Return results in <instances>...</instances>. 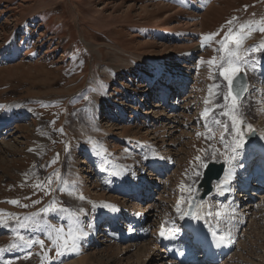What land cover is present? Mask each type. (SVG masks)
Instances as JSON below:
<instances>
[{
    "label": "rangeland",
    "instance_id": "obj_1",
    "mask_svg": "<svg viewBox=\"0 0 264 264\" xmlns=\"http://www.w3.org/2000/svg\"><path fill=\"white\" fill-rule=\"evenodd\" d=\"M262 27L264 0H0V118L8 121L0 129V264H49L72 249L71 242L64 246L60 239L69 232H101L107 220H98L97 212L99 204L110 205L109 200L127 203L133 216L145 207L143 222L152 237L158 221L174 231L175 208L196 192L206 164L223 159L233 166L231 152L245 140L241 130L247 123L242 119L264 128V91L256 89L258 80L264 85ZM213 33L217 35L203 40ZM229 51L238 52L234 66L246 75L248 86H256L250 102L243 96L235 105L231 98L225 100L228 82L220 66H228ZM181 59L189 68L180 71L191 79L181 94L168 99L179 101L180 107L156 101L155 89L156 95L143 94L146 80H140L137 71L148 73L158 61L175 65ZM131 90L133 98L128 96ZM115 95L119 98L112 100ZM205 101L208 108L202 110ZM135 106L140 111L135 113ZM206 115L214 125L210 140L203 132ZM233 116L238 123L230 132L238 146L228 152L218 137ZM139 142L155 152L158 148L164 156L156 154L165 157L167 166L148 176L156 178L150 181L149 199L127 201L120 193L123 185L106 173L115 176L121 165L134 182L148 173L151 156ZM121 144L128 145L127 150L121 151ZM80 148L91 154L76 153ZM107 163L110 170L103 169ZM257 190L264 196V186ZM80 193L85 206L77 204ZM262 197L250 199L256 209L244 226L227 231L232 249L224 264H264ZM217 203L222 207L227 202ZM228 216L221 217L223 225ZM23 238L27 240L21 242ZM100 242L68 261L89 256L85 264H142L136 258L141 256L138 248L120 253L114 240ZM20 247L29 254L9 256ZM159 263L157 258L144 262Z\"/></svg>",
    "mask_w": 264,
    "mask_h": 264
},
{
    "label": "bare ground",
    "instance_id": "obj_2",
    "mask_svg": "<svg viewBox=\"0 0 264 264\" xmlns=\"http://www.w3.org/2000/svg\"><path fill=\"white\" fill-rule=\"evenodd\" d=\"M79 15H81V14L79 13ZM78 20H79V18H78ZM194 50H196V48ZM181 60H183L184 62L183 61L177 62L175 65H171L169 63H165V65H164V63L162 61H158L155 66H153V67L149 66L150 72L147 73L143 69L138 71L139 75H140V77H139L140 80H142V79L146 80V82H145V86L146 87L144 89L145 92L142 91L143 94H145L147 92L150 95L152 90L154 89L153 85L156 83L155 79H159L158 83H157L160 86V87H157L158 89H160L159 94H158L159 95L158 96L159 100H161L162 104H170V105L172 104L174 106L173 109H175L176 107H180L179 106V101H175V102L172 103V101L171 102L168 101V98H166V97H168L169 95H172V90L176 88V87H174L175 85H178V87H179L182 84V82H180L179 80H175V76L177 77L178 75L177 74L174 75V72L180 70V68H184V67L189 68L188 65L185 64V59H181ZM104 71H107V70L105 69ZM108 71H109V69H108ZM262 72H264V71H261L260 73L262 74ZM183 75H184V73H183ZM187 79H188V82H189L191 77L188 78L187 76H185L183 78L184 81H187ZM188 82H187L186 86L188 85ZM161 83H162V85H161ZM102 87L105 88V85H103ZM254 87H256V86H253V87H251L250 85L247 86L248 89L246 90V93H245V96L243 98V101L250 102V98H251V96L253 94V88ZM180 92H181V90L178 91V95H179ZM129 98H132V96H130ZM140 99L141 100L139 102L142 103L144 101L143 95L141 96ZM262 100L263 99H261V101ZM156 104H154L153 106L154 107H158L159 104H157V105ZM12 108H13V106L7 107V111L11 110ZM129 108H130V106H129ZM142 110H145V109H142ZM137 111H138V106H136V108L134 107V112L136 113ZM170 111L173 112V113L175 112L171 108H169V113H170ZM145 112H147V111H145ZM145 114H147V113H145ZM161 115H163V114H161ZM121 116L122 115H120L119 117H121ZM129 117H132V115H130ZM202 117L203 116L201 115L200 118H202ZM206 117L207 118H205V122H208V115H206ZM96 118H97V116H96ZM230 120H232V119L230 118ZM242 120H244V122L247 123L241 130L242 135L245 138V140L243 141V143L241 145L238 146V148L236 150L231 152V154L233 156V159H232L233 160V163H232L233 166H230V165H227V164L224 163L225 172H224V174H223V176H222V178L220 180H214L212 182V184H211L212 191L208 195L202 197L201 196L202 189L201 188H197L196 192L193 193V195L183 205V207L179 208L178 212H177L178 207L175 208L174 216L176 217L178 225L176 226V228L172 232L179 233V234L180 233L181 234L184 233V230L182 228V224H183L182 220L184 218L185 212L188 211V208L191 205L190 204L191 202H195V205H196L195 213L197 215H199V216H203L204 215L205 206L207 205V202L210 203L211 204V211L213 212L212 216L215 218V222H216L218 227H224L223 221L221 220V217H223V216L225 217L228 214L229 215L232 214L233 210L235 211L233 213L237 214L238 217H240L242 215V213H243V217H246L247 215H249L254 210L255 204L253 202L249 201L248 195H257L256 193H254V191L258 192L257 188L261 187V184L256 182V181H253V182L250 183L251 191L249 193H248V191L244 190V188H246V186L248 184L247 181H243L242 184H238V185L235 184L234 188L232 189V193H234V191L237 190V192L235 193V195H237V198L235 199V201L232 204L227 202L225 204V206L220 207L218 205V203H217V201H220V200H216V198H215V193L222 190V188L220 189L219 185L222 182V180L224 178V175H226L227 168L228 167H235L234 163L237 160L236 159V155L241 152L240 148L243 147V149L246 148L248 150L247 146H248L249 140L247 138L249 137V135L251 133H254L255 137H257L258 139L264 141V128L263 127H261L259 124H257V125H253L252 123L250 124V121L247 118H243ZM226 123H227V121H226ZM5 124H8V121H6V118L1 117L0 118V129H2ZM145 124H147V123H145ZM258 125H259V127H258ZM147 126H148V124H147ZM150 126H154V125L150 124ZM212 126H214V125H212ZM121 127L122 126H118V128H121ZM203 127L208 128V126H203ZM232 127H233V121L231 122L230 125H228L227 127L223 126V128L221 129V132H220L221 133V136H220L221 140H225L226 141V139H227L225 146H223L224 149H227L228 148L227 146L229 144H233L234 141H235L234 136L230 132V129ZM165 129L166 128H164V130H163V134L165 132ZM123 132H125V133L128 132V129L127 128L124 129ZM206 133H208L212 137V134H214V129L213 128H211L210 130L207 129ZM129 139H130V137H129ZM204 140H207V139H204ZM130 141H133V139H130ZM207 144H208V141H207ZM139 145L144 151H147L148 154L151 156L150 161L147 164L150 167L149 172L145 173V174L143 173L141 175L143 177V178H141V181H139L137 184L133 185L134 187H137V186L140 187L139 199H138V197H135L134 195H132V196H128L127 195V191H129L130 188H131L132 180H131V178L129 180H127V176L128 175L126 174V171H124L123 166L120 165L119 169L116 170L115 176H112L110 173H106V176L116 178L117 181L120 184L123 185L122 186L123 189H122V191L120 193L123 194V197L127 201L128 200L130 201V199H135V201H136V199H137V201H142V200L146 201V199H149V197L151 196V192H152L151 186H150L151 185L150 181H155L156 178L155 177L150 178L148 176H153L154 175V173H152V171L155 172V175H157V174H159L160 172L163 171L162 170V166H159V167L156 168L153 165V160L155 158H159L161 160L164 159V158L159 156V155H157L156 152L153 149L148 148L146 142L145 143L144 142H139ZM6 146H7V144H6ZM126 146H128V145L121 144L119 147H120L121 151H125V150H127ZM174 147H176V146H174ZM176 151H177V149H176ZM76 153L83 154V156L91 154L90 150L88 148H80L79 152H76ZM169 162L172 163V161H169ZM111 167H112V165L107 163L106 166L103 169L110 170ZM260 169L264 170V164H262L260 166H257V171L260 170ZM106 172H108V171H106ZM249 172H250V170H247V171H244V172H242L240 174L242 176L246 177V176H248ZM263 186L264 185H262V187ZM262 196L263 195H259L257 197L261 198ZM76 198H78V203L77 204H80V205H83V206L86 205V203L84 201V193H80L79 195H77ZM74 199L75 198H73L70 201L73 202ZM262 199H264V196L262 197ZM117 203L120 204L123 207L129 208L127 203H124V202H117ZM105 205L106 204L101 206V204H99L100 207L98 206L99 207L98 208V212H97L98 213V218H99L98 220H103V221L106 220V219H104V217L102 215V212L106 211L108 209L107 205L106 206ZM129 210H130V208H129ZM145 210H146L145 207L144 208L141 207L140 211H139V214H137L139 216H136V215L133 216L130 212L128 214H124V215L121 216V218H120L121 219V223L124 224V222H125V224L127 225V229H129L128 226H130L131 224H135V232L132 235V237L129 238L127 241L118 242L117 240L114 239L116 236H118L120 233H122L121 231L124 228H120L119 225L113 226L114 224L110 223V221L107 220V224H105V226L101 228V232H96L95 229L93 230V232H84L83 235H82V239H81V244L80 245H76L75 248L72 247V249L64 251V252L58 254L56 257H54L51 260L56 261L54 264H58V263L66 262V261L67 262H69V261L72 262V260L68 261V257L69 256L75 255V254H79V253H82V255H83V251H86V250L89 251V250L93 249V247L96 246V244H98V242H100L99 239L101 238L102 242H100V243H104V244L106 243L104 241L114 240L115 246H117L116 249L120 253H127L129 250H131V249H133L135 247L138 248L137 251H138V253H141V256H137L136 258H137L138 262L141 261L142 264H144V262L146 260L150 261V260H153V259H156V258L159 260V262H160L159 264H176L175 260L171 259L167 255L165 246L161 244L162 240L159 237V234L161 233V230L163 229L162 225H164V224L161 221H158L159 222L158 223V225H159L158 227L159 228L158 229L155 228L156 232H155L154 237H152V234L148 233V230L146 231V225L147 224L145 222H143V219H144V216H145ZM215 211H217V214H214ZM112 213H113V210H112ZM118 216H119V214L116 213L115 217L117 218ZM51 217H54V218L58 217L60 219V223H61V221H65L63 218L61 219V215H52ZM238 220L239 219L237 218L236 221H238ZM52 222H54V221H52ZM213 227H215V226H211L210 229H212ZM129 230L134 231V229H129ZM237 231H238V229H237ZM23 232L24 233H31L30 230H28V229H24ZM228 234L230 236V233H228ZM26 240H27L26 238H23L21 240V242L22 241H26ZM231 246H232V239H231ZM121 248H123V249H121ZM202 252H203V250L196 249L195 253H194L193 261L192 262L189 261L186 264H206V263H210V262H211L210 264H224V260L223 259L225 258L224 257L225 254H223L222 256L218 257L217 259L212 260L210 258H204L202 256ZM90 253H88V254H90ZM28 254H29V251H28V248H26V247H20V248H17L15 250H12L11 252H9V256L10 257H12V256L13 257H19V256L23 257V256H26ZM87 257L89 258V256H87ZM87 257H83L81 259H77L76 258L77 260L73 261L72 264H85L86 262L84 263V258H87ZM94 257H95V255H94ZM200 257L201 258L203 257V258L200 259ZM70 262H69V264H71Z\"/></svg>",
    "mask_w": 264,
    "mask_h": 264
},
{
    "label": "snow or ice",
    "instance_id": "obj_3",
    "mask_svg": "<svg viewBox=\"0 0 264 264\" xmlns=\"http://www.w3.org/2000/svg\"><path fill=\"white\" fill-rule=\"evenodd\" d=\"M227 23L230 24L231 21H229ZM244 27H246V25H241L242 29ZM259 31L264 32V27L260 28ZM215 35H217V33L209 34V35L205 36L203 38V40H209L212 38V36H215ZM227 39L228 38L225 37V40H227ZM202 43H203V41H202ZM239 47H240V44L237 43L236 48L239 49ZM261 47H264V45H261ZM237 56H238V52L229 51L228 52V60L226 61L228 66L224 67V63H221V66H220V69H221L220 75L228 82V93L225 96V100H228L229 98H231L233 105H235L237 100L240 99L239 93H234V91H233V86H234L236 80L239 78L238 74H239L240 69L238 66H234L232 58L237 57ZM209 63H213V61H209ZM232 121H233V126H235L238 123L237 118L235 116L232 117ZM196 159L199 160V157H197ZM11 202L17 203V201H11ZM54 206L55 205L53 204V207ZM107 207L111 208L114 206L107 205ZM48 210L49 209H45V211H48ZM177 210L179 211V208ZM57 231H59V230H57ZM161 235H163V229L161 230ZM60 239L62 240L64 246H68V244L71 242L72 247L73 248L76 247L75 236L71 232H69L67 237H61ZM15 246H16L15 244L12 245V247H15ZM0 251H2V250H0Z\"/></svg>",
    "mask_w": 264,
    "mask_h": 264
},
{
    "label": "water",
    "instance_id": "obj_4",
    "mask_svg": "<svg viewBox=\"0 0 264 264\" xmlns=\"http://www.w3.org/2000/svg\"><path fill=\"white\" fill-rule=\"evenodd\" d=\"M238 79L236 80L233 91L234 93H239L240 97L244 94L246 88V80L243 73L238 74ZM223 165L216 163H209L204 171V176L201 181V186H204V191L207 193L210 191V182L214 178H218L221 174Z\"/></svg>",
    "mask_w": 264,
    "mask_h": 264
}]
</instances>
